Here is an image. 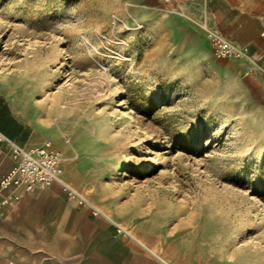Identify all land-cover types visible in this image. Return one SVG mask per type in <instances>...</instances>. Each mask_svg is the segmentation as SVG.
Here are the masks:
<instances>
[{"label": "rangeland", "instance_id": "1", "mask_svg": "<svg viewBox=\"0 0 264 264\" xmlns=\"http://www.w3.org/2000/svg\"><path fill=\"white\" fill-rule=\"evenodd\" d=\"M213 1L0 0V94L154 260L264 264V93L210 52Z\"/></svg>", "mask_w": 264, "mask_h": 264}, {"label": "crops", "instance_id": "2", "mask_svg": "<svg viewBox=\"0 0 264 264\" xmlns=\"http://www.w3.org/2000/svg\"><path fill=\"white\" fill-rule=\"evenodd\" d=\"M208 10L210 27L248 49V57L231 65L242 64L240 70L252 72L245 79L264 93V0H214ZM208 46L212 53L209 42ZM0 99V132L14 143L37 146L47 138L55 145L64 144L58 135L54 140L46 135L54 131L51 125H41L37 136L1 94ZM10 165L9 148L0 144V177ZM62 180H66L63 175ZM19 192L20 198L0 217V264H54L46 252L75 264H163L149 257L131 235L117 233L118 223L102 211L92 216L89 206L78 204V197L68 196L60 183Z\"/></svg>", "mask_w": 264, "mask_h": 264}, {"label": "built area", "instance_id": "3", "mask_svg": "<svg viewBox=\"0 0 264 264\" xmlns=\"http://www.w3.org/2000/svg\"><path fill=\"white\" fill-rule=\"evenodd\" d=\"M205 35L212 53L222 59H240L247 56V47H242L220 32L202 23ZM70 143L68 138L64 140ZM0 144L9 148L11 165L0 177V217L20 198V190L25 192L43 190L53 183H60L68 196L78 197V204L89 206L92 216L102 215L101 210L91 201L81 195L76 189L62 180L63 155L54 147L50 140H44L40 145H18L0 132ZM117 233L125 236L130 234L118 224Z\"/></svg>", "mask_w": 264, "mask_h": 264}, {"label": "bare ground", "instance_id": "4", "mask_svg": "<svg viewBox=\"0 0 264 264\" xmlns=\"http://www.w3.org/2000/svg\"><path fill=\"white\" fill-rule=\"evenodd\" d=\"M166 3H168V2H166ZM248 36V35H247ZM250 37V36H249ZM238 42V41H237ZM239 44V43H238ZM241 44V43H240ZM18 86V85H17ZM26 86V85H25ZM1 87V86H0ZM15 87V86H14ZM9 88V87H8ZM10 89H11V87H10ZM22 89V88H21ZM7 90V89H6ZM3 92V91H2ZM11 92V91H10ZM14 92V91H13ZM28 92V91H27ZM21 93V92H20ZM8 94V93H7ZM13 94H15L16 95V93H13ZM18 94H19V92H18ZM27 93H25L24 95H26ZM21 95H22V93H21ZM30 97V96H29ZM27 98V97H26ZM18 100V99H17ZM27 100V99H26ZM32 100V99H31ZM14 101V100H13ZM19 101H20V99H19ZM22 102V101H21ZM25 102V101H24ZM31 104V103H30ZM50 104V103H49ZM24 105V104H23ZM28 105V104H27ZM20 106V105H19ZM32 106H34V104L32 105ZM25 108H26V106H25ZM29 108V107H28ZM29 110H32L31 108L29 109ZM44 111V110H43ZM46 111V110H45ZM21 112V111H20ZM32 112V111H31ZM40 112H41V110H40ZM38 113V112H37ZM37 113H36V115H37ZM43 113V112H42ZM42 113H41V115H42ZM47 113V112H46ZM26 115V114H25ZM28 118V117H27ZM33 118V117H32ZM35 118V117H34ZM34 118L32 119L33 121H35L34 120ZM38 118V117H37ZM40 119V118H39ZM41 119H44V118H41ZM38 120V119H37ZM86 121V120H85ZM61 122H62V120L60 121V125H61ZM101 122V121H100ZM35 123V122H34ZM63 123V122H62ZM85 123V122H84ZM102 123V122H101ZM90 125V124H89ZM100 125V124H99ZM101 126V125H100ZM60 127V126H59ZM64 127V126H63ZM104 127V126H103ZM62 128V127H61ZM98 128H99V126H98ZM98 128H94V130H93V133L95 134V136L96 135H99V131H98ZM42 129V128H41ZM60 129V128H59ZM101 129V128H100ZM40 130V129H39ZM46 130V129H45ZM45 130H43V131H45ZM91 132V131H90ZM95 139V138H94ZM96 139H97V137H96ZM95 139V140H96ZM75 142H76V144H77V146H78V151H79V153L81 154V156H82V159H81V163H84L85 162V158L87 157V155H88V153L91 151V150H93V148H94V142H93V139L87 134V133H85V132H83L82 134H80L76 139H75ZM97 142V141H96ZM108 144V143H107ZM107 147V146H106ZM76 148V147H75ZM77 149V148H76ZM78 155V154H77ZM90 157H92V156H90ZM89 158V157H88ZM91 159V158H90ZM89 161V160H88ZM86 163V162H85ZM89 163V162H88ZM87 164V163H86ZM91 164V163H90ZM83 165V164H82ZM80 166V165H79ZM88 166V165H87ZM86 167V166H85ZM133 234V233H132ZM134 235V234H133ZM141 246V245H140ZM144 247V246H143ZM144 250V249H143ZM149 251V250H148ZM145 252V251H144ZM150 257V256H149ZM152 257V256H151ZM155 259L157 260V262H160V263H163V264H167L163 259H161V258H159V257H156L155 256ZM225 262H222V264H224Z\"/></svg>", "mask_w": 264, "mask_h": 264}, {"label": "water", "instance_id": "5", "mask_svg": "<svg viewBox=\"0 0 264 264\" xmlns=\"http://www.w3.org/2000/svg\"><path fill=\"white\" fill-rule=\"evenodd\" d=\"M46 255L51 261H53L54 264H75V263H69L61 259L56 253L46 252Z\"/></svg>", "mask_w": 264, "mask_h": 264}]
</instances>
